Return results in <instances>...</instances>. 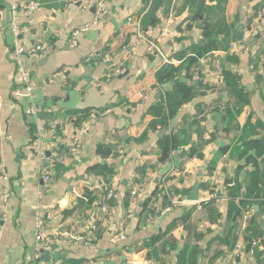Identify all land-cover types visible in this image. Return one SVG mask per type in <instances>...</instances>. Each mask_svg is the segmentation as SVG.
I'll list each match as a JSON object with an SVG mask.
<instances>
[{"label": "crops", "instance_id": "1", "mask_svg": "<svg viewBox=\"0 0 264 264\" xmlns=\"http://www.w3.org/2000/svg\"><path fill=\"white\" fill-rule=\"evenodd\" d=\"M36 1L39 7L19 18L30 28L18 37L22 48L43 47L38 59L21 58L30 72L31 91L26 93L16 72L11 11L0 0V164L11 191L0 222V264H161L159 258L176 264L180 250L191 245L200 247L198 264H216L227 262L231 250L224 240L229 233L235 242L244 243L246 235L264 241V149L250 151L255 163H246L241 155L243 139L255 138L264 146V80L255 78L264 74V7L254 15L263 0H106L98 23L75 38L72 32L93 18L94 6ZM147 14L158 20L148 38L157 41L170 64L180 67L174 81H156L157 70L168 63L149 53L146 43L137 44L133 35V23ZM204 22L210 38L218 40L217 48L188 71V55L209 40L202 35ZM239 26L242 39L236 38ZM226 54L237 58L228 65L249 92V102L233 120L224 114L229 95L218 76ZM177 80L192 85L194 97L165 125L150 129L160 116L159 102ZM210 86L214 89H206ZM28 108L33 110L29 116ZM86 112L87 126L77 131ZM74 134L80 146L72 155L67 148ZM171 134L180 142L160 161L158 140ZM98 144L110 147L111 154L100 155ZM53 155L50 190L38 198L40 169ZM94 164H108L113 173L104 177L89 170ZM195 183L198 200L187 201ZM109 190L114 192L107 200L110 211L103 212L97 202ZM89 192L95 197L92 203ZM155 192L151 206L156 214L147 218L142 203ZM164 194L180 203L163 208ZM230 200H246L256 222L232 230ZM37 201L53 205L57 214L48 223V248L34 239ZM185 208H192L188 222L170 228ZM71 228L79 237L73 242L57 234ZM257 231L262 234L253 236ZM234 261L264 264V245L252 246Z\"/></svg>", "mask_w": 264, "mask_h": 264}, {"label": "trees", "instance_id": "2", "mask_svg": "<svg viewBox=\"0 0 264 264\" xmlns=\"http://www.w3.org/2000/svg\"><path fill=\"white\" fill-rule=\"evenodd\" d=\"M264 7V0L257 4L254 8L255 12L254 15H257L260 11H262ZM158 20L156 17L152 16L151 14H147L142 22L140 23L141 29L143 31L148 30L150 27H154L157 24ZM227 31V30H226ZM202 35L204 38H208V42L202 43L199 47V49H194L187 57L185 62V68L190 71V68L194 66L198 60L203 57L204 55H207V53H210L213 49L217 48L216 44V38H210L212 36L211 30L209 28V24L207 22H204V25L202 27ZM226 36H229V32L225 33ZM237 58L232 54H226L224 59L222 60V68H221V75L222 80L224 82V87L226 92L229 95V103L225 105L224 111L225 115L229 118V120H233L235 118V115L241 110L242 106L249 102L248 94L249 92L247 89L241 85L240 77L238 74L231 71L229 67V63L236 62ZM180 67L174 66L173 64H166L162 67H160L156 74V81L158 83L167 82L170 80L176 79V74H178ZM191 75V74H190ZM256 80L262 82L264 80V74H258L256 73L255 76ZM206 89L213 90L214 86L206 87ZM194 97V88L192 85H189L187 83H184L182 81H176L174 83V87L171 91H168L165 93L163 97V101L159 102V112L160 116L157 120H153L150 124V129L153 128L156 125L163 126L167 123L168 119L172 117L177 109L184 103L189 102ZM88 117V114L86 112L85 116H82V121H86L85 118ZM79 120V119H78ZM155 128V127H154ZM145 136V132H143L142 137ZM179 138L176 134L171 135H165L162 136L158 140V146L160 148V161H165L169 158L170 152L176 148L177 144L179 143ZM256 149H264V146H261V142L258 139L251 138V139H243V148L241 150V155H244L246 157V163L252 162L255 163L254 158L249 154L251 150ZM97 152L102 155L103 157H106L111 154V148L108 146H104L102 144L97 145ZM56 163V161H55ZM54 163V165H55ZM53 165V166H54ZM89 170H93L96 173H101L104 177H107L108 175L113 173V170L108 164H94L92 165ZM254 174L257 175V170L254 171ZM159 190L157 191V193ZM170 192V191H169ZM157 193L155 192L150 199L145 200L142 203V209L146 210V217L150 218L153 217L156 214L155 207L151 206L153 203V200H155V196H157ZM230 193H233L230 191ZM89 198L88 202L92 203L94 200V196L88 193ZM171 195V193H170ZM163 200L166 202L162 205V207H168L172 205L171 198L168 195L164 194ZM99 201L97 202V204ZM247 201L246 200H240L237 204H235L232 200H230L228 205V212H227V218L232 223V230H235L236 228H239L240 225V219L242 217V214L244 212V208L246 206ZM250 206V204H248ZM262 205V212L264 214V200L261 202ZM194 207V206H191ZM252 208V207H251ZM253 210V209H252ZM253 212V211H252ZM251 212V213H252ZM192 213V208H185L182 215L178 218H175L170 223V228L177 226L179 223L186 224L188 220L190 219ZM254 214V215H253ZM249 216L248 218V225H251L256 222L255 213ZM257 231L256 235H261L262 233L258 234ZM158 236L150 239V243H153L158 240ZM236 236H232V234H228L225 237L224 243L229 245L230 250L234 248V244L236 241ZM251 240L252 236H244V252H249L251 249ZM223 242V241H222ZM260 244L264 245V241L260 240ZM201 253L200 247L198 245H191L189 247H184L182 250H180V253L178 255L176 264H198L197 258L199 254ZM259 252L257 253V255ZM161 264H164L163 260L160 258L158 259ZM212 259L209 261L211 262Z\"/></svg>", "mask_w": 264, "mask_h": 264}, {"label": "built area", "instance_id": "3", "mask_svg": "<svg viewBox=\"0 0 264 264\" xmlns=\"http://www.w3.org/2000/svg\"><path fill=\"white\" fill-rule=\"evenodd\" d=\"M3 2L9 6L11 11V23H10V30L16 37L15 45H14V56L16 57V72L18 75V80L22 85L24 91L26 93H30L31 91V82H30V72L28 67L21 59L23 55L28 60H34L41 57L43 53V47L41 44H33L27 51L22 48L21 41L18 39L20 35L25 32H28L30 28L27 25H22L19 21L21 15H29L34 12L40 5V3L36 0H29L23 2H16L15 0H3ZM80 3L85 8L89 6L95 7V12L93 18L81 25L80 27L76 28L72 32V38H75L80 32L85 31L89 28L95 26L100 18L106 13V0H67V5L71 6L72 4ZM133 35L135 36L137 44L144 42L146 43V49L149 53L158 56L163 62L169 63L170 60L167 55L162 50L161 46L157 43L156 40L148 38V30L143 31L141 29L139 22L133 23ZM159 40V39H158ZM72 45V44H71ZM114 72V71H113ZM116 73L121 72L119 68L115 70ZM60 74V73H58ZM222 78V75H218ZM15 95L19 92L14 91ZM54 110L48 109L49 112ZM32 108L26 109L25 113L27 116L32 113ZM91 115V114H90ZM87 126V122L84 121L83 125L78 127L77 131H83ZM41 135V132H38ZM79 140L77 134H74L70 140L68 141V148L67 150L72 154H76L79 148ZM47 159L43 166L40 169V176L42 181V188L38 192V198H41L45 195L51 187L53 176H52V167L56 161L55 155L53 157L45 158ZM0 179L2 180V185L0 187V222L5 216V208L6 204L11 197L10 187L8 186V174L2 164H0ZM132 193H135V190H132ZM114 196L113 190H109L103 197L99 198L98 207L103 212H109L110 207L108 204V199ZM181 199H171L172 205L165 207L169 210L171 207L180 203ZM165 209V210H166ZM252 212V208L249 205H246L244 208V212L240 219L239 227L241 230L247 228L248 225V218ZM57 217L55 207L53 205L44 206L41 204L40 201L35 203V215H34V239L37 241L41 248H48L51 244V231L48 227V223ZM96 226L93 224L91 229L93 230ZM57 234L65 235L68 237L70 242L77 240L79 237L77 236V232L71 228L69 230L58 231ZM263 239V236H256L252 237L251 246L260 245V240ZM244 243L243 242H235L234 248L228 254V259L226 261H219L216 264H237L234 261V257H239L240 254L243 252ZM232 257V258H231ZM35 258H40V254H35ZM123 264H151L147 260L142 261H134V260H127Z\"/></svg>", "mask_w": 264, "mask_h": 264}, {"label": "water", "instance_id": "4", "mask_svg": "<svg viewBox=\"0 0 264 264\" xmlns=\"http://www.w3.org/2000/svg\"><path fill=\"white\" fill-rule=\"evenodd\" d=\"M236 38L237 39H242V26L238 27L237 33H236ZM247 87L250 90L252 88V85L249 84ZM198 187H199L198 183H195L193 185L192 189L190 190V192L187 195V201L196 202L198 200V195H197ZM43 259L46 262L49 261V252L47 250L44 251Z\"/></svg>", "mask_w": 264, "mask_h": 264}]
</instances>
